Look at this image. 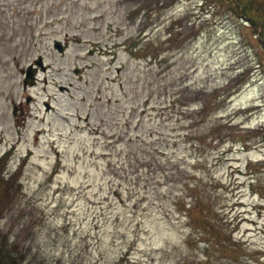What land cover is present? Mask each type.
<instances>
[{"label":"rangeland","instance_id":"1","mask_svg":"<svg viewBox=\"0 0 264 264\" xmlns=\"http://www.w3.org/2000/svg\"><path fill=\"white\" fill-rule=\"evenodd\" d=\"M256 1L0 0V243L29 264H264ZM38 54L46 81L23 85Z\"/></svg>","mask_w":264,"mask_h":264},{"label":"trees","instance_id":"2","mask_svg":"<svg viewBox=\"0 0 264 264\" xmlns=\"http://www.w3.org/2000/svg\"><path fill=\"white\" fill-rule=\"evenodd\" d=\"M253 1L254 0H248L247 4L251 6L252 5L257 6V1L255 0L254 4H253ZM242 6H245V4H243ZM261 16H262V19H264V9L262 10ZM208 206L209 204L207 205V207ZM0 264H29V263L28 262L26 263L22 259L18 258L17 253L14 252L13 249H10L6 245H3L0 243Z\"/></svg>","mask_w":264,"mask_h":264},{"label":"water","instance_id":"3","mask_svg":"<svg viewBox=\"0 0 264 264\" xmlns=\"http://www.w3.org/2000/svg\"><path fill=\"white\" fill-rule=\"evenodd\" d=\"M54 45H55L56 47H58L59 49H61V45L59 44V41L54 40ZM27 76L32 77L31 74H30V72L28 71V69H26V77H27ZM26 77H25V80H26Z\"/></svg>","mask_w":264,"mask_h":264}]
</instances>
